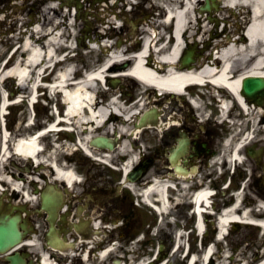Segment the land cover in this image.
<instances>
[{
	"label": "bare ground",
	"instance_id": "obj_1",
	"mask_svg": "<svg viewBox=\"0 0 264 264\" xmlns=\"http://www.w3.org/2000/svg\"><path fill=\"white\" fill-rule=\"evenodd\" d=\"M149 1L154 7L159 5V1H161L160 4L162 6L164 5L163 21L173 22L174 36L172 35V38L174 44L169 46L168 43L164 42L160 46L156 45L155 38L159 34L158 30L154 27L147 28V43L146 41L142 43L138 50V57L133 59L134 64L132 63L131 68H129L130 74L135 76L134 78H136L135 80L138 84H143L144 82L146 85H151L154 90V87L158 88V90L166 89L165 93L167 95L182 91L184 85L190 82H211L213 88H215V85H220L221 88L216 87V89H221L222 91L228 90L223 85L228 86L237 95L240 104L247 110L248 120L252 121V132L247 134L245 140L241 139L240 143L235 147L233 146L234 140L242 134V131L234 132L232 139L229 138L224 144V152H220L221 154L218 159L229 156L231 162L238 158L240 162L246 163L245 149L247 146L244 143L255 141L254 132L258 128H262L264 131V105L250 102L241 93L240 89L243 77L249 75L264 77V0H212L211 3L220 8V11L216 13V17H212V15L208 16L214 20L212 25L209 21L204 23V13L199 11L198 8L201 0ZM53 5L57 6L55 2ZM229 9H235V18L238 19L236 23L237 29L242 22L240 15L246 21L253 19V22L250 21L246 27L245 34L239 33V37L237 38H233L235 34H238L237 31L228 30L229 17L226 11ZM224 23L225 30L221 31L220 27ZM133 24L135 25L134 22ZM62 25H65L66 29H69V37H71L73 33L69 28V21H60L55 26L46 27V22L40 20L32 27L30 34L24 36L23 43L15 53V58H12V61L10 60L11 64L0 72V83L3 79L12 78L20 82L18 86L21 96H24L22 95L23 93H29L34 97V87L41 82L43 68L59 58L58 46L65 45L68 48L72 47L70 40L64 38V29L61 27V30H56ZM190 37H192L196 44L201 41L205 44L223 45L219 49V55L222 59L212 61L211 55H207V51L199 49L198 52L202 54L200 65H183L181 54L186 43L191 42L189 40ZM107 38H109L108 34L103 33H98L96 36L90 35L89 46L92 49L101 47L108 54L102 63L93 66L90 76L84 78L82 83L77 87L70 85L69 80L77 69L76 64L72 60L69 61L68 68L60 72V74L55 75V80L64 90V99L67 101L66 105L68 108L66 119H69L75 125L76 128L74 129L79 133L80 144L84 146L88 153L102 155L107 161L114 160L117 156H120L122 160L119 163L120 172L126 175L128 171L132 170L133 166L137 165L134 157L141 149V146L138 144L131 146L133 136L143 128H152L154 126L152 124L146 125V127L137 125L141 117L138 112H142L146 108L145 103H139L137 100L132 105L126 106L116 96L117 92L115 90H112V98L108 103L99 102L98 94L100 90L98 82L106 79L108 75H125L124 72L126 73L125 70L128 69L122 71L111 70L119 61L125 60V56L123 55L124 47H118L114 42L107 44ZM96 40L99 42L97 43ZM137 42L139 41L137 40ZM148 44H150V47H154V52L150 54L148 63L144 64L143 54L146 53ZM157 57L161 59L158 60L159 62H157ZM2 88L0 87V102L5 93V90ZM53 89L55 88L53 87ZM3 99L5 103L7 100L5 95ZM193 102L196 106L200 107L198 100H194ZM85 106H88V108ZM225 106L228 108V103L225 102ZM227 108L223 110V116L226 114ZM121 114L126 116H122ZM258 116L261 118L258 119ZM134 117H138V119L133 121ZM30 119H32V115ZM56 119L55 116L46 125L48 128L42 129L43 131L38 134L15 141L12 147L8 133L6 131L1 132L0 139L3 144L0 154L1 163H4L12 154L22 157L33 155L40 159L43 152L41 140L50 131L58 128L59 124H57ZM133 123L136 124L135 128L132 127ZM105 126L109 127L108 133H100L99 135L112 139L116 137L118 141L120 140L119 145L115 148L107 149V151H104L105 147L90 143V139L96 136L95 132L102 130ZM85 133L86 135L82 136ZM259 141H262L264 144V136ZM128 154L130 156H127ZM57 173L72 184L80 179L72 169H66L65 167L57 166ZM4 178L7 177L0 175V180ZM124 181L128 183V186L134 192L140 189H138L137 183L128 180ZM17 186L20 187L21 184L18 182ZM167 186L166 183L157 181L156 184H152L144 189L141 194L144 200L149 203L153 198V194H157L161 201L158 209L169 211L171 204L166 194ZM184 188V195L187 197V186ZM210 195L211 192L206 189L196 194V210L199 216L204 211L202 207L209 204ZM242 197L243 194L237 193L236 197L234 196V201L221 212L218 218V234L215 238L217 241L223 239L225 230L230 231L232 222H252L264 226V200L257 197L258 201L254 205L245 206ZM259 210H262V212ZM203 229V223L199 217L197 230L201 233ZM177 243L180 244V240ZM28 244L33 243L29 242ZM215 254L214 245H208L201 257L195 254L191 258L189 257L187 264L197 262L199 264H206L209 258ZM41 256L42 264H57L49 258V255L41 254ZM221 258L217 264H249L247 261L243 262L242 258L235 259L234 256L228 260V254L222 253ZM146 262H141V264H145ZM261 264H264V259Z\"/></svg>",
	"mask_w": 264,
	"mask_h": 264
},
{
	"label": "flooded vegetation",
	"instance_id": "obj_2",
	"mask_svg": "<svg viewBox=\"0 0 264 264\" xmlns=\"http://www.w3.org/2000/svg\"><path fill=\"white\" fill-rule=\"evenodd\" d=\"M43 3V0H32V6H29V9H32L31 13L37 14V11L42 9ZM3 26L4 24L0 22V34L4 32ZM158 107L161 109L160 117H164L167 109L161 105ZM175 129H177L176 132H174ZM165 133L167 140H165L164 148L166 150L170 149V143L176 137L177 140L179 137H186L189 140L186 153L176 158L175 161L170 156L163 157L166 165V171L163 174L165 178H169L175 185L180 186H185L195 180L189 190L192 192L199 188L198 182L204 177L211 129L208 125L196 122L194 117L190 115L181 126H173ZM10 164L12 175L16 178H24V174L27 172L33 174L27 180V185L30 191H38L35 201L26 202L23 205L15 204L18 194L15 191L10 192L8 204L4 206L7 209L14 210V212L25 211L27 231H36L37 236L46 237L47 243L49 230L54 224L57 234L56 243L60 245L73 243L80 249L84 248L88 241L93 242L95 240L96 232L104 233L102 245L112 250L102 255L104 259L102 257L98 258V254L95 252L90 253L86 256L88 262H85L79 256L53 253L52 257L56 258L60 264H119L121 261L128 264L129 261L138 260L144 255H152L160 242H162L163 247L161 251L158 248L157 255H169L174 244L176 229L183 226L192 230L196 223L195 217L191 215L192 206L188 204L179 205L165 215H156L143 221L142 211L139 210V207L136 206L132 198H129L127 193H125L127 201L124 200V202L117 199H106V197L99 198L95 191L101 189V187L86 182L82 186H75L70 190L66 189L65 183L58 182L55 172L52 169L49 172L46 164L33 166L32 162L20 164L15 161H11ZM179 169L187 173H180ZM190 170L192 172H189ZM51 184L56 185L60 190L56 191L54 201L50 205L52 212L50 219L49 211L43 209V195ZM230 202L231 200L227 204ZM220 207L221 205L218 208ZM98 219L102 220L105 226L112 225L110 226L111 230L110 227H108L106 233L105 229L100 228L98 230L97 226H94L95 220ZM214 222L212 217L206 218L208 226H213ZM153 232L154 234H152ZM140 234H146L145 241L139 243V246H135V239H139ZM189 238L195 243L203 241V238H198L194 234ZM14 256L15 254L0 255V264H10L11 258ZM20 256L21 263L27 261L28 264H40L38 257L33 252L30 254L23 251L20 252Z\"/></svg>",
	"mask_w": 264,
	"mask_h": 264
},
{
	"label": "rangeland",
	"instance_id": "obj_3",
	"mask_svg": "<svg viewBox=\"0 0 264 264\" xmlns=\"http://www.w3.org/2000/svg\"><path fill=\"white\" fill-rule=\"evenodd\" d=\"M139 1V0H138ZM141 2H144L143 0H140V6H144L141 9V12L139 9L134 8L133 11L137 13L138 11V16L139 18H137L136 16L130 15L129 19L126 23V29L124 32L118 34H112L113 35V39L115 41V43L117 42V45H123L125 47H130L129 49L133 48V49H139L141 44L136 42V39L140 38V36L143 34V29L148 27L149 24H152L154 22L156 23L155 28L159 31L162 32V25H163V17H162V13L161 11L157 8V7H151V3L146 1V3L141 4ZM203 3H201L202 5ZM200 5V6H201ZM199 6V7H200ZM144 10V13L142 12ZM146 10V11H145ZM220 11V8L215 10V15L216 12ZM232 11H235V9H229L226 11V14L229 17V23H228V30H232V31H236L237 30V18H235L234 14ZM47 17H44L43 15L40 16L39 18L42 20H46V23L49 24L47 25V27H50L52 25H54L55 22H59V20H67V12L68 11H61L59 9H55L52 7L51 2H48L46 4V11ZM149 14V15H148ZM39 19V20H40ZM204 23L205 22H210L212 25V22L210 19H208V15H204ZM38 20V21H39ZM75 20H73V26H72V31L74 32L73 36L70 38L71 43L74 45L75 43H77V39L79 38L80 35H84V37H86L88 34H91V29H87L85 32H83V30H85V28L87 27V24L85 23L84 20H78V22H74ZM135 21V27H133L132 22ZM98 25L100 26V30L102 33L105 32H109L108 30L103 29L104 27V22L98 23ZM242 28V22L240 24L239 29ZM29 32V31H28ZM110 33V32H109ZM20 33L18 31L15 32V41L14 43L17 44H22V39L20 38V41L18 40V35ZM25 34L27 35V31H25ZM68 34V32H67ZM21 35V34H20ZM19 35V36H20ZM209 36V34H208ZM122 37L123 41L121 43H119L120 38ZM64 38H67L66 36H64ZM190 39L192 40V37H190ZM13 43V42H12ZM200 47H204L205 43L204 42H199L198 44ZM212 44H210V46L208 47V49H211ZM6 47H0V62L4 61L2 56L5 53ZM76 49H78V54L76 56L77 59V64L78 67H93L95 64H99L100 63V58L103 57V59L107 56V52H103L101 50V48H98L96 50H91L90 47L87 46V44H82L80 46H78ZM4 51V52H3ZM210 51V50H209ZM1 64V63H0ZM15 81L14 80H6L4 82H1L0 85H3L4 88L8 89V91L12 92L15 91V93L13 94V97H16L17 94L19 92V88L16 84H14ZM127 85V90L132 92V96L127 98V101L125 102V105L127 106V104H131L130 100H134V99H138L140 102H148L147 106H153V104H155L153 101V97L152 92L151 95L148 96L149 100L145 101V96H142V85L138 84L135 86L134 82L132 81H127L126 83ZM99 89H101L102 92V86L101 84H98ZM107 92V91H106ZM101 96V94H100ZM108 96L103 95L104 101L105 99L107 100ZM147 97V95H146ZM166 96H162L161 98H159L158 101L163 102V106L167 107V105L170 107L172 114L177 115L178 117H182L183 116V111H184V107H186V102H180L178 100H176V98H171V101H168L167 104L164 103V101L166 100ZM151 101V102H150ZM150 102V103H149ZM188 103V102H187ZM190 105V103H188ZM191 108H193L194 111H196V109H194V107L192 105H190ZM48 109V107H47ZM199 109V108H198ZM36 110H37V116H36V120L35 122L40 125V123H43L45 116L47 115L46 113V107L42 104H39L36 106ZM49 110V109H48ZM199 110H201L202 112L204 111V107L202 106ZM31 113V109L28 108L26 102H24V104H19L16 105L12 108H10V114L6 117V122H7V126L10 128H26L24 123H22L21 121H26L27 120V116L30 115ZM210 113V111H209ZM215 115V109H213V113L210 114V119L209 121V126L212 128L213 130V146H211L212 150H213V157L212 160L209 161V166L205 167V171H207V173H212L213 179L216 180V183H219L220 179L219 178V174L214 172V168L212 167L213 165V160L214 158L220 153V151H222V149H224V142H225V137L228 136L231 133L230 128H228L226 126V124L222 125L218 122V116L214 117ZM261 117L258 116V119H260ZM119 123V122H117ZM248 124L246 125L249 128V132H252V123L247 122ZM120 124V123H119ZM132 127H134V125L132 124ZM243 129H247V127H245V125H242ZM1 128V127H0ZM108 126H105L102 130L96 131L95 134H99V133H108ZM177 130L175 129L174 132H176ZM28 132H25V134H27ZM247 133V134H248ZM155 134V130L150 128V129H146L142 132L141 134V138L139 139L138 143L141 144L145 156L144 159L145 160H149L151 159L152 161L149 162V167H148V171L146 172L145 180H149V178H151L154 174L156 169H158L159 166H161V169H163L165 167V165H162V160L161 157L166 156L165 150L164 149V145L163 142L166 140L167 137H160L157 138ZM256 137L261 138L264 135V131L262 128H258L255 132H254ZM86 133L82 136H85ZM66 136L65 134L63 135V137ZM72 139V142H69L66 144V147L70 146V149H67L68 152H71V150L76 146V138L79 140V134L77 133L75 134H71L69 135ZM176 141V139H173L172 142L170 144H174ZM120 142V140H119ZM118 142V143H119ZM119 145V144H117ZM157 146L160 148V151L158 152L157 150ZM74 163L72 164V166L74 167V169H76L77 171H80L84 176H93L94 175V180L92 183L96 184L97 186L101 187V189H99V191H95V194L98 195L99 198L102 197H106V199H117L120 200L121 202H124V200L127 201V195H125V193L129 194V198H131V192L128 191L125 187L122 186L123 184V176L121 172L115 171L113 169H111L109 166H106L102 163L96 162L94 160H92L91 158H89L82 150L81 151H74ZM116 152V151H115ZM65 153V152H63ZM97 156H102V155H97ZM262 160H264V156L262 158ZM113 161H115L116 163H120L122 160L120 158V156H117ZM114 162V163H115ZM249 163H242L241 167H238V171L237 174L235 175V187H239L240 185L243 187L244 186V177L247 176L249 174V167L251 165H248ZM70 165V164H67ZM261 168H258V172L260 171ZM226 173H232L230 172V170L226 171ZM240 173H242L243 175L240 176ZM0 174H3L2 171H0ZM205 183L209 184L210 181L209 180H205ZM242 192V191H241ZM244 192H246V190H244ZM243 192V193H244ZM245 194V193H244ZM228 195H231V193H226L224 195H222L221 197H219V202H223V198L224 197H228ZM139 210H141L143 213L145 211H147L148 209L145 207H139ZM142 213V215H143ZM149 214H152L151 211L148 212ZM146 214V212H145ZM145 219V218H144ZM143 219V221H144ZM5 223V221L3 222ZM232 230V229H231ZM217 242V256H216V261H220L222 258L220 256V254L224 253V254H229V256H232L235 254L236 258H242L244 260H249L251 262L257 263V262H261L262 259L264 258V230H262L261 228H258L256 226H245V227H240L238 230L236 231H231L229 236L224 238L222 241H216ZM183 252V250H181ZM180 251V252H181ZM259 255V257H258ZM180 256V255H179ZM144 258H147L144 256ZM143 258V259H144ZM174 264H187L186 259H183L182 255L178 258H176L174 260Z\"/></svg>",
	"mask_w": 264,
	"mask_h": 264
},
{
	"label": "water",
	"instance_id": "obj_4",
	"mask_svg": "<svg viewBox=\"0 0 264 264\" xmlns=\"http://www.w3.org/2000/svg\"><path fill=\"white\" fill-rule=\"evenodd\" d=\"M205 8H210L209 1ZM192 59L191 53L188 52L183 57V63L187 64ZM242 92L249 97L250 99L254 100L257 103H263L264 98V78L258 76H248L243 79V90ZM152 112H146L143 117L141 118L140 123H143L147 117L151 116ZM91 143L99 146H108L113 147L114 142L105 136H97L91 140ZM248 153L252 157H258L259 152L255 151L253 148L248 149ZM145 163L136 171L131 172L128 174V177L131 180L137 179L143 172ZM20 238L19 230L16 226V223H11L9 226L0 225V251L6 250L8 247L15 245Z\"/></svg>",
	"mask_w": 264,
	"mask_h": 264
}]
</instances>
